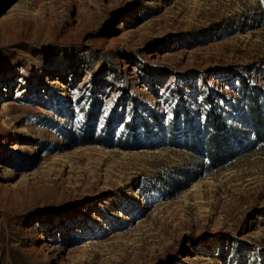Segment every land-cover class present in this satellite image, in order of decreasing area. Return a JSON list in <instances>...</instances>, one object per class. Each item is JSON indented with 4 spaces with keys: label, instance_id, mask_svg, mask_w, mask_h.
I'll return each instance as SVG.
<instances>
[{
    "label": "rangeland",
    "instance_id": "rangeland-1",
    "mask_svg": "<svg viewBox=\"0 0 264 264\" xmlns=\"http://www.w3.org/2000/svg\"><path fill=\"white\" fill-rule=\"evenodd\" d=\"M241 78L264 0H0V264H264V146L212 169L170 132ZM135 105L175 129L133 143Z\"/></svg>",
    "mask_w": 264,
    "mask_h": 264
},
{
    "label": "trees",
    "instance_id": "trees-1",
    "mask_svg": "<svg viewBox=\"0 0 264 264\" xmlns=\"http://www.w3.org/2000/svg\"><path fill=\"white\" fill-rule=\"evenodd\" d=\"M241 94L243 100L247 101L248 110L242 111V102L231 106L233 112H221V106L216 104L209 94L204 100V124L199 126L194 124L192 110L184 106L173 112V122L176 123L178 130L179 124L184 123L186 129L178 135L175 132V125L170 131L174 141L180 145L183 143L186 149L193 152L200 158L210 160L212 169L220 168L238 157L245 154L248 147L264 146V91L250 89L249 83L241 78ZM223 98V97H222ZM123 99H121L122 101ZM134 103L137 100L134 99ZM145 108V107H144ZM141 107L134 106L132 121L124 123L126 132L130 133V140L138 143L145 138L151 140L155 136L162 138L169 132L164 126L160 114L157 111L149 110L150 115L145 117L141 114ZM96 113L91 111L89 119L94 118ZM121 123L113 115L105 119V132L111 136ZM95 131V127L91 128ZM171 129V130H172ZM141 130H144L142 134ZM184 141H183V139ZM189 147V148H188Z\"/></svg>",
    "mask_w": 264,
    "mask_h": 264
},
{
    "label": "bare ground",
    "instance_id": "bare-ground-1",
    "mask_svg": "<svg viewBox=\"0 0 264 264\" xmlns=\"http://www.w3.org/2000/svg\"><path fill=\"white\" fill-rule=\"evenodd\" d=\"M104 151V150H103Z\"/></svg>",
    "mask_w": 264,
    "mask_h": 264
}]
</instances>
